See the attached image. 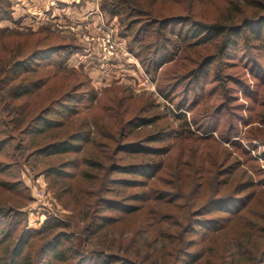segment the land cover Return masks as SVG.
Here are the masks:
<instances>
[{"label": "rangeland", "instance_id": "rangeland-1", "mask_svg": "<svg viewBox=\"0 0 264 264\" xmlns=\"http://www.w3.org/2000/svg\"><path fill=\"white\" fill-rule=\"evenodd\" d=\"M28 1L30 3L28 7L32 10L35 9L38 2L50 8V0ZM66 1H68L66 3H71L72 0ZM9 2L11 3V17L8 19L15 17V20H11V25L3 26L9 31L4 34L5 38L0 41V45L8 52L13 51V53L16 48L26 59L25 62L30 63L28 71L22 70L20 75L4 85L5 87L3 86L4 88L0 92V140L5 141L0 149V211L4 213L11 209L18 210L23 213L26 221V226L23 224L25 221L17 226L18 230L14 234L15 242L24 227L39 230L45 225L48 218L67 222L73 213L71 207L67 206L70 195L64 189L57 192L55 187L58 185H53V177L47 175L46 169L56 162L54 157L40 153L34 154L35 145H40L43 140L57 135L46 131L32 133L29 132L28 127L40 114L55 117L56 115L52 114L54 109L51 112L44 111L56 107V103H63L66 101L65 97L70 98L73 93L76 95L86 93L87 89L94 87L98 91L97 96L102 95L106 100L105 106L113 104L120 106L121 111L125 112L126 119L132 118V113L135 115L148 113L156 118L153 126L139 125L132 130L129 129L126 137L129 141L146 143L147 136H152L153 132L166 131L169 136L151 144L157 147H168V153L164 158V168L160 174L155 175L159 177L154 185L158 190H173L176 187H182L183 192L187 193L185 199L180 201L181 207L171 206V204L162 206L154 204L146 207L145 210L128 214L125 221L116 224L118 235H115L119 236V232H149L151 229L149 224L156 222L164 213H168L170 216H167L169 217L167 222L172 220L174 223L181 224V231L184 229L186 237L195 239L196 244L191 247L187 246L188 250L202 248L206 252V258L201 264H229L230 253L240 251L239 242L243 245L242 251L238 252L239 257L244 258V260L242 258V263L254 264V259L260 257L264 249V193L259 191L260 179L264 177V124L261 122L264 115V83L257 81L249 74L248 66L254 59L264 62V41L241 37L235 54H232L230 48V54L224 56L225 61L212 64V67L215 70H220L224 77H229L227 80L233 79L239 83L249 84L252 94L247 95L243 86L240 87L239 84L230 80L225 82L226 85L223 84V92L211 91L212 94H209L212 87L207 78V88L204 91L205 96H209V99L198 104L196 113V117L200 119V110L203 114H207L220 106L219 109L222 111H214V114L217 115L214 118V124L217 125L218 130L211 133L219 138V131L226 134L233 125L237 126L240 129V134L233 139L247 149L248 153H246L242 147L234 148L231 143L222 139L218 141L220 144L211 139H202L200 135L203 132L191 122L189 112H187L188 125L175 116L181 110L176 109L175 103L169 102L160 92L158 75L148 73L142 67L135 54L136 45L134 50L130 49L131 44L121 35V27L116 18L103 12L106 15L103 18H96L93 21L89 19V23L93 26L89 28L87 23L73 22L74 20H71L68 14H64L65 16L61 20H55L51 16L54 14L51 10L43 15H39L37 11H34L36 13L33 14L23 13L22 8L16 4L17 0L16 2L9 0ZM82 3L85 4L82 1L80 5H83ZM157 3L159 8L164 11L171 9L182 11L186 6L162 1ZM76 5L79 4L73 2L71 6L77 7ZM228 5L232 6L230 0H200L194 2V11L197 17L203 16L206 21L213 22L214 19L223 20V17L231 14ZM64 9L67 10V7ZM13 33L18 35H12ZM1 37L2 34L0 39ZM108 37L111 38L110 43L107 41ZM221 39H212L195 48L199 54H196L192 49L190 51L191 59L198 55L204 57L210 53H217L216 50L221 45L217 42H221ZM63 40H72L80 47L79 51L67 61V66L71 70L61 72L60 67L48 61L49 58L48 60L39 58L35 60L36 62L31 61L38 47L41 49V47H47L45 45L63 43ZM183 58L178 62V67L183 66ZM175 66L176 64L172 66V69ZM192 67L189 66V68ZM72 69L76 71L74 72ZM21 81L23 84L40 82L41 86L33 88L32 92L21 98L15 99L12 95L18 89L17 84ZM106 89H111V92L104 94ZM255 92L258 97L257 102H254L252 96ZM72 103L78 104L80 110L77 114L70 116L71 124L69 129L64 132L65 135L75 131L79 124L95 115L97 110L91 105L98 103V100L92 101L83 98L81 101ZM24 113H27V119L23 125H20L19 120ZM63 120L69 121L66 117H63ZM181 133L185 134L181 135ZM60 134L63 135V131ZM204 135L207 136V134ZM121 155L127 156L122 153ZM148 158L152 159V157ZM141 159L133 158L134 161ZM128 160L130 158L126 159V161ZM207 169L219 172L220 176L210 179L211 176L205 173ZM114 175L118 177L122 174ZM248 180L254 181V183L251 184L252 186L244 187L239 195L243 197L246 193H252L254 189L256 192L254 195L252 194L253 199L244 205V207L249 206L250 208L248 207L249 209L243 212L239 218H235L238 212H234L231 215L232 218L229 219L224 217L228 215L226 213L218 211L208 213V216L220 217L224 227L220 233L215 230L204 232L197 229L194 231L195 228L192 230V227L186 226L191 211L199 209L212 195L211 191L208 194L205 193L202 186L208 187L212 191H220V195H227L242 188ZM17 184L20 187H16ZM121 189L124 195L136 190L132 187H122ZM113 214L118 216L119 212L115 211ZM10 217L11 221L15 222L13 214ZM2 219L0 218V229H5L7 222ZM251 221H257L261 228L251 229ZM81 225H86V223L81 222ZM153 227L155 228V225ZM175 229L172 228V231ZM69 231L74 230L71 228ZM247 231H249V238H242V234ZM57 232L55 231V233ZM250 233L253 235L250 236ZM113 236V231H110L107 236L105 232H102L87 239L86 233L79 231L75 237L81 253L93 255L97 251H102L111 242ZM156 244L162 246L161 242L155 243V241L151 245L155 246ZM5 245L6 242H3L0 249H3ZM40 246L37 241L30 240L24 247V252L29 251L34 258ZM208 257L211 259L210 261L206 260ZM45 259L44 264H51L53 257L48 255ZM262 262L263 260H259L255 264H262Z\"/></svg>", "mask_w": 264, "mask_h": 264}, {"label": "trees", "instance_id": "trees-1", "mask_svg": "<svg viewBox=\"0 0 264 264\" xmlns=\"http://www.w3.org/2000/svg\"><path fill=\"white\" fill-rule=\"evenodd\" d=\"M158 1L186 6L182 11L172 9L164 11L159 8ZM197 1L200 0H102L100 7L103 12L119 21L120 33L129 40L130 49L134 50L136 45L135 54L142 67L148 73L158 75L160 92L169 102L175 103L176 109L181 110L180 113L175 114L177 118L188 125L187 112H189L191 122L203 132L200 135L202 139H211L217 143L219 139H222L231 143L234 148L242 147L248 153L247 149L233 139L240 134L237 126L233 125L226 134L219 131V138L211 133L218 130L217 125L214 124V118L217 116L214 113L222 111L219 109L220 106L214 109L217 111L207 114H203L200 110V119L203 120L196 117V113L198 104L209 99L204 91L207 88V78L212 87L209 94L213 91L223 92V84L229 80L236 82L240 87L243 86L247 95L251 93L249 84L239 83L233 79L227 80L229 77H224L220 70L212 67V64L225 61L224 56L230 54V48L232 54H235L241 37L264 41V0H230L232 6H228L231 14L223 17V20L214 19L213 22L206 21L203 16L197 17L194 11V2ZM10 17L11 3L9 0H0V22ZM8 31L9 29L0 25V36L2 34L0 41L5 38L4 34ZM212 39H221V42H217L221 43L220 48L216 50L217 53H210L204 57L198 55L191 59L192 49L199 54L195 48ZM63 41V43L45 45L47 47H41V49L38 47L31 61L49 58L48 61L60 67L61 72L71 70L67 66V61L79 51L80 47L72 40ZM14 49V53L8 52L0 45V92L4 85L15 80L22 70L28 71L29 68L30 63L25 62L26 59L22 53ZM183 57L190 61H186ZM182 58L184 64L178 67L177 64ZM250 63L249 74L257 81L264 83V62L254 59ZM175 64V68L172 69ZM189 66L193 67L189 68ZM20 83L17 84L18 89L12 95L15 99L41 86L40 82ZM110 90L106 89L104 94L111 92ZM97 95L98 91L94 87L80 95L73 93L72 97H65L66 101L63 103H56V107L44 111L51 112L54 109L52 114L57 117L40 114L28 127L29 132L32 133L46 131L57 135L43 140L40 145H35L34 154L40 153L54 157L56 162L46 169L47 175L53 177V185H58L55 187L57 192L64 189L70 195L67 206L71 207L73 213L67 222L48 218L39 230L24 227L15 242L14 234L18 230L17 226L25 221L24 215L13 209L4 213L0 211V218L7 222V227L0 229V245L6 242L3 249H0V264H44L48 255L53 257L51 264H179V262L180 264H201L206 258V252L202 248L188 250L187 246L196 244L195 239L186 237L184 229L181 231V224L174 223L172 220L167 222L169 220L167 216H170L168 213L161 215L156 222H151L149 232H119L120 235L117 236L116 224L125 221L128 214L145 210L146 207L154 204H158L157 206L171 204V206L181 207L180 201L185 199L187 193L183 192L182 187L158 190L154 185L159 177L155 175L160 174L164 168V158L168 153V147H157L151 144L169 136L166 131L154 130L152 136H147L146 143L129 141L126 137L129 129L132 130L139 125L153 126L156 118L148 113L146 115L132 113V118L126 119L125 112L121 111L120 106L114 104L105 106L104 97ZM252 96L254 102H257L256 92ZM83 98L98 100V103L91 105L97 113L95 112L89 120L79 124L75 131L65 135L64 132L71 124L70 116L77 114L80 110L78 104L72 102L81 101ZM63 117L69 121L63 120ZM26 119L27 113H24L19 120L20 125H23ZM261 122L264 124V115ZM62 131L63 135L60 134ZM184 134L181 133V135ZM4 142L0 140V149ZM136 157L142 159L134 161L133 158ZM146 157H152V159ZM127 158L130 160L126 161ZM116 173L122 175L117 177L114 175ZM205 173L211 176L210 179L220 176V173L213 169H207ZM151 178H153L152 181ZM253 183L254 181L248 180L242 188L227 195H220V191H212L202 186L205 193L208 194L211 191L212 195L199 209L191 211L186 226L192 227V230L195 228L194 231L215 230L220 233L224 228L220 217L208 216V213L214 211L226 213L228 215L224 217L229 219L234 212H238L239 215L237 213L235 218H239L250 208L244 205L253 199L256 189L243 197L239 194L244 187L252 186ZM259 185V191L264 193V177L260 179ZM16 187L20 186L17 184ZM122 187H132L136 190L124 195ZM115 211L119 212L118 216L113 214ZM11 214L15 222L11 221ZM81 222L86 225H81ZM23 224L26 226V221ZM153 225L155 228H152ZM250 227L251 229L261 228L257 221H251ZM71 228L75 232L69 231ZM172 228H176L175 231H172ZM55 231L58 232L55 233ZM79 231H84L87 239L102 232H105L107 236L110 231H113L114 236L102 251H97L93 255H84L76 244L75 236ZM248 233L249 231L242 234V238H249ZM251 235L253 233H250ZM30 240L37 241L41 245L34 258L29 251L24 252V247ZM153 241L161 242L162 246L160 244L152 246ZM238 245L242 251V243L239 242ZM240 251L230 253L229 264H243V257L240 258L238 254ZM206 260L211 259L208 257ZM254 260L255 263L263 260L262 264H264V249L260 257Z\"/></svg>", "mask_w": 264, "mask_h": 264}, {"label": "crops", "instance_id": "crops-1", "mask_svg": "<svg viewBox=\"0 0 264 264\" xmlns=\"http://www.w3.org/2000/svg\"><path fill=\"white\" fill-rule=\"evenodd\" d=\"M65 2V3H59V2ZM50 0V8L46 7L45 5H43V3H37L35 5V9H29L28 5L30 6V3L28 0H15L16 4L18 6H20V8H22L23 13L24 12H28V13H36L34 11H37V13L39 15H43L45 14L47 11L51 10L53 11L54 14H52L51 16L53 18H55V20H61L63 16H65L64 14H68V17L71 18V20H74L73 22L76 23H87V26L89 28L93 27L90 23H89V19L90 21H93V19H98V18H103L105 14H103V11L101 10V1H92V0H70L71 3H66L68 1L66 0ZM85 2L82 3L83 5H80L81 2ZM73 2L78 3L79 5H76L77 7H73L71 6L73 4ZM59 3V4H58ZM24 7V9H23ZM64 7H67V10L64 9ZM62 12V14H61ZM67 16V15H66ZM106 16V15H105ZM60 17V18H57ZM74 18V19H72ZM11 20H15V17H13L12 19H4L0 22V25L3 26H7V25H11ZM97 21V20H95Z\"/></svg>", "mask_w": 264, "mask_h": 264}, {"label": "built area", "instance_id": "built-area-1", "mask_svg": "<svg viewBox=\"0 0 264 264\" xmlns=\"http://www.w3.org/2000/svg\"><path fill=\"white\" fill-rule=\"evenodd\" d=\"M107 41H108V43H110V41H111V38H109V37H108V38H107ZM108 43H107V44H108ZM111 46H112V45H111Z\"/></svg>", "mask_w": 264, "mask_h": 264}]
</instances>
